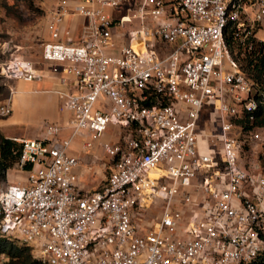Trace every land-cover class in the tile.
Segmentation results:
<instances>
[{
    "label": "built area",
    "instance_id": "2783aa9c",
    "mask_svg": "<svg viewBox=\"0 0 264 264\" xmlns=\"http://www.w3.org/2000/svg\"><path fill=\"white\" fill-rule=\"evenodd\" d=\"M124 6L118 18L105 11ZM73 11L89 20L82 40L63 29L71 11L61 0L41 50L54 71L73 78L74 91L57 92L72 134L58 140L52 123L43 137L18 141L12 171L25 178L0 188V236L42 264L255 259L264 251V172L258 161L246 167L240 152L264 143V126L244 131L238 122L258 106L224 32L231 22L246 43L264 26V0H81ZM114 28L127 38L116 53ZM0 76L30 81L38 73L32 60L12 55ZM11 93L0 97V117L11 114ZM111 126L119 137L102 143L109 173L100 188L79 191L73 136L84 135L90 150Z\"/></svg>",
    "mask_w": 264,
    "mask_h": 264
},
{
    "label": "crops",
    "instance_id": "0c3cea01",
    "mask_svg": "<svg viewBox=\"0 0 264 264\" xmlns=\"http://www.w3.org/2000/svg\"><path fill=\"white\" fill-rule=\"evenodd\" d=\"M60 1L36 0L35 5L41 9V15L35 17L27 12L26 15L34 18L31 19L33 21L16 25L17 27H13L11 20L6 18L0 6V32L12 31L11 34L17 39L11 50L22 53L23 46L29 43V40H33L35 35H38V39L41 37L42 50L43 43L49 39L46 22L50 12L59 5ZM80 1L67 0V6L71 12L63 22V29L69 31L71 41L74 43L80 42L83 35L89 31L88 18L73 11ZM105 11L112 17L118 18L125 13V6L118 10L106 8ZM125 28L113 29L112 39L116 47L110 52L116 53L120 46L127 43ZM61 39H65L64 32ZM41 50L38 59L33 60L38 77L30 81L12 79L6 86L7 92L8 87L12 88L11 114L0 117V131L4 136L16 141L26 138H41L45 133L46 125L52 123L58 124L61 128L58 140L68 138L72 134L69 124L70 113L66 110L64 101L58 98L57 92L74 91L73 78L62 72L60 67L54 71L55 64L43 60ZM118 137V129L111 126L94 142L92 148L87 150L83 148L85 136L82 134L73 136L68 152L79 159V164L74 170L77 174L76 187L79 191L98 189L102 186L110 170V159L104 154L102 143L105 141L114 142ZM20 178L22 177L17 176L14 172H8L7 183L15 182Z\"/></svg>",
    "mask_w": 264,
    "mask_h": 264
},
{
    "label": "trees",
    "instance_id": "16d2710c",
    "mask_svg": "<svg viewBox=\"0 0 264 264\" xmlns=\"http://www.w3.org/2000/svg\"><path fill=\"white\" fill-rule=\"evenodd\" d=\"M0 0V6L6 17L20 19L22 17V3L26 10L35 15H41V9L35 5L36 0ZM35 15V16H38ZM253 34L246 43L238 42L233 36V25L228 23L225 32V42L230 49L231 55L238 62L241 72L252 82L253 94L257 101V109L250 113L245 112L238 122L244 131H251L256 127L264 126V43ZM6 87L2 82L0 90ZM253 115L252 119L249 118ZM22 150V143L8 138L0 131V183H7V174L17 163ZM31 166H25V170ZM7 185V184H6ZM5 185V186H6ZM4 186V187H5ZM0 256L6 259L0 264H42L33 258L28 247L19 245L10 238L0 236ZM245 264H264V251L260 252L255 259Z\"/></svg>",
    "mask_w": 264,
    "mask_h": 264
},
{
    "label": "rangeland",
    "instance_id": "374dc122",
    "mask_svg": "<svg viewBox=\"0 0 264 264\" xmlns=\"http://www.w3.org/2000/svg\"><path fill=\"white\" fill-rule=\"evenodd\" d=\"M9 2H12L11 0H8ZM25 4V3H24ZM22 3L21 6H23L22 9V17L20 19L17 18H12V17H6L9 20H11V24L13 25V27H17L16 25L19 24H23V23H27V22H32L34 18H30L27 14V10L25 8V5ZM29 13V12H28ZM31 16H35L38 15L37 12L35 15L33 14H29ZM37 17V16H35ZM135 24H137V21L134 22ZM256 31V38H258L259 40L263 41L264 43V26L261 25H256L254 27ZM12 31L9 32H0V62L7 60L8 58H10V56L12 55H19L20 57H25L28 58L30 60H37L39 55H40V50H41V37H39L40 39H38V35H35V37L33 38V40H29V43H26L23 46V52H16L11 50L13 43L17 41L16 38H14V35L11 34ZM37 38V39H36ZM21 51V50H20ZM34 62V61H33ZM11 80H1L0 79V84L3 83H10ZM8 94L7 92V87H4L3 89L0 90V97H4ZM201 123L205 122L207 120H210V111H208V109H206L205 107L202 108L201 111ZM211 130L214 131V127L211 126L210 127ZM262 141H255V143H249V145H243L242 150L240 152V162H242L246 167H250L252 164H254V162L258 161L259 164L261 165L263 172H264V143L261 144ZM9 172H14L17 176H20L23 178H25V173L21 172V171H12V168L9 170ZM107 175V172L105 173ZM22 178H20L19 180H22ZM7 184V183H6ZM6 184H1L0 183V188L4 187Z\"/></svg>",
    "mask_w": 264,
    "mask_h": 264
},
{
    "label": "water",
    "instance_id": "95a60500",
    "mask_svg": "<svg viewBox=\"0 0 264 264\" xmlns=\"http://www.w3.org/2000/svg\"><path fill=\"white\" fill-rule=\"evenodd\" d=\"M0 79H2V77L0 76Z\"/></svg>",
    "mask_w": 264,
    "mask_h": 264
}]
</instances>
